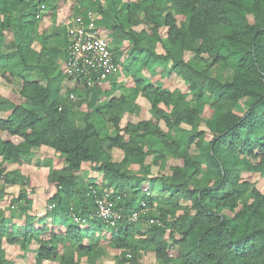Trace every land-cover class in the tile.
I'll return each mask as SVG.
<instances>
[{
    "label": "trees",
    "instance_id": "obj_1",
    "mask_svg": "<svg viewBox=\"0 0 264 264\" xmlns=\"http://www.w3.org/2000/svg\"><path fill=\"white\" fill-rule=\"evenodd\" d=\"M60 1L0 0V71L10 82L22 80L19 92L5 98L9 115L0 116V175L21 181L23 175L5 172L4 161L19 165L42 147L64 156L67 166L51 172L57 190L50 198V213L61 223L78 217L87 224L85 230L69 226L66 232L73 235L70 246L78 244L81 254L93 252V244L78 239L94 229L111 232L112 246L129 251L131 259L139 248L150 246L159 263L172 264L174 244L178 262L173 264H264V192L243 176H264V0H106L107 8L101 0H82L79 13L99 12L102 16L94 20L98 27L109 30L116 43L132 42L122 70L133 83L129 93L119 96H112L123 83L117 82L118 75L89 87L63 73L69 52L66 29L48 31L44 26V12L55 15ZM143 23L147 26L135 29ZM158 43L164 52L157 51ZM216 64L228 68L232 78L213 75ZM139 66L162 77L177 73L190 92L169 90ZM32 70L38 71L35 77L24 75ZM71 93L91 95L88 112L78 114ZM140 96L150 101L158 119L129 121L122 128L123 114L139 111ZM241 101L246 105L243 114L237 112ZM106 142L123 152L121 161L105 149ZM149 156L160 165L158 175H139L131 168L135 163L151 173ZM170 157L180 164L165 174ZM86 162L89 169H83ZM80 171L102 173V180L90 178L84 185ZM147 180L151 189L161 186L169 195L158 198L143 191ZM106 193L122 213L117 226L96 216V199ZM31 207L27 199L26 209ZM141 210L138 221L130 222L128 217ZM29 211L21 220L26 225L23 236L14 231L16 223L8 229L10 221L0 211V264H7L4 236L25 249L23 257L36 240L39 263L57 258L64 234H36L33 225L46 218L36 219ZM139 221L148 223L147 234L136 245ZM65 253L60 264H81L72 251L66 259Z\"/></svg>",
    "mask_w": 264,
    "mask_h": 264
},
{
    "label": "rangeland",
    "instance_id": "obj_2",
    "mask_svg": "<svg viewBox=\"0 0 264 264\" xmlns=\"http://www.w3.org/2000/svg\"><path fill=\"white\" fill-rule=\"evenodd\" d=\"M82 0H64L60 1V4L55 11V15L51 14L50 12H44L45 18L44 19V26L48 28V31H52L58 26L61 25V21L64 19V15L66 13L72 14L77 10V4H79ZM102 6L107 8L110 5V2L106 0H101ZM120 2H128L132 0H119ZM94 13V18H100L102 15L97 11H92ZM146 24H139L135 26V29L140 30L143 27H146ZM103 33L107 36L109 44L111 45L112 51L114 55H117L120 59L119 68L122 70L126 58L129 54V49L132 46V42L130 39H124L119 43H116L114 38L111 36L109 30L105 28H101ZM161 33L165 36L166 30L165 28L161 29ZM35 47L39 48L41 45L39 42L35 43ZM158 52H164L165 48L162 46L161 43L157 45ZM192 56V53H186V59ZM62 71L64 73L63 67L61 66ZM141 73L150 76L152 79L161 80L162 84H164L169 90L177 93V92H190L189 85L187 82L179 76L177 73H171L164 77L158 74L151 73L148 68L139 66L138 67ZM119 69V70H120ZM119 70L115 73L118 75L117 82L122 83L117 91L114 92L112 96H119L120 94L129 93V86L133 83L132 77H128L125 75L124 70ZM162 69L158 68L157 72H161ZM211 71L213 75L220 76L223 80H230L232 78V73L230 70L222 65H214L211 67ZM38 73L37 70H32L29 72H24L26 77H35ZM22 80L19 78L13 79L11 82L5 79L2 76V72L0 71V116L4 117L9 115L10 111L5 110L4 108L7 105V101L5 98L14 90V92H19L21 88ZM74 83V82H73ZM68 85V82L66 83ZM65 84V86H66ZM108 87V86H107ZM91 95H88L90 98ZM88 98L75 96L73 99L79 107L77 108V112L80 115L81 113L88 112L89 107L87 106ZM136 103L139 106V111L137 113L132 114L129 112H125L121 119V127L124 128L129 121L136 123L140 120L144 119H153L157 120L158 116L155 114L154 110L152 109L151 103L144 97H138ZM246 105L245 102L241 101L240 104L237 106V112L243 114L245 112ZM92 120H95V116L92 114L90 116ZM161 126L166 129L165 123L161 120ZM188 127V126H185ZM204 129H207L205 124L202 125ZM211 134L208 133L207 139H211ZM106 150H109L113 156L114 160L121 161L123 158V152L119 149H111L109 148L108 143L104 144ZM34 158H29L23 161L21 164H13L4 161L5 172H17L24 176V178L19 182H10L6 181L5 176L2 174L0 175V211H3V215L7 217L10 221L8 222V229L11 230V225L16 223V229H14L17 234L23 236L26 232V225L22 223V218L27 214L25 210H30L29 214H33L36 216V219H40L45 217L46 220L43 222H36L33 225L35 229V233L40 235L41 237L50 236L52 233H62L64 234L58 240V254L55 260H44L39 263L37 259V254L39 251L40 242L36 240L30 246L29 251L27 252L26 256L23 257L22 255L25 254V249L21 247L20 244H14L8 242L6 236L3 237L2 247L3 250L6 252L5 260L7 264H60L59 258L63 252L65 253V259L70 257L68 256L67 252L72 251L74 256V260L81 261V264H161L156 259L155 253L150 246L146 248H139L138 252L139 255L131 259L132 255H130L129 251H123L119 249H115L112 246V233L107 230H94L91 229L88 236H84L80 241L78 239V243L82 242L83 245H90L93 244V252L83 253L79 252V245H75L74 247L70 246L72 242L73 235L66 233L69 226L80 227L82 229H86L87 224L85 222H81L79 219L73 218V220H69L68 222L61 223V219H55L53 214L50 213L54 207H50V198L56 192V184L55 182H51V172L53 169H63L67 166V162L65 157L62 156L60 153L55 152L54 149L49 147H42L34 152ZM3 158L0 157V160ZM154 157L149 156L146 160V164H150L152 166V171L149 174L146 172V168H141L138 164H132L131 168L135 170L139 175L143 176H152L158 175L161 168L159 163L155 164ZM179 160L175 158H169L165 163L162 172L165 174H171L172 170L171 167H175L179 165ZM90 165L86 162L83 164V169H89ZM78 175L83 180L84 185H88L90 178H96L99 182L102 180V173L99 172H88L84 173L80 171ZM245 178L249 179L253 182L257 187L264 192V176H261L257 173H244L243 175ZM104 183H101L100 186L102 187ZM159 185V184H158ZM149 180L142 183V188L144 190H150L151 195L155 197H163L164 194L169 195V193H164L160 191V187H155L151 189ZM22 194L23 198L19 199V196ZM24 194L26 197H24ZM166 195V196H167ZM30 199L32 202V207L30 209H26V201ZM144 211L141 210L137 213H143ZM136 213V212H135ZM140 216V215H139ZM1 218V215H0ZM139 219V218H138ZM38 221V220H37ZM138 221V220H137ZM136 221V222H137ZM140 222V221H139ZM147 225L146 221H141L134 233L135 244L138 245V239L146 236L147 232ZM66 233V234H65ZM71 233V232H70ZM170 256L174 259L173 263L178 262L177 258V249L174 244L170 247ZM133 260V261H132ZM172 263V264H173Z\"/></svg>",
    "mask_w": 264,
    "mask_h": 264
},
{
    "label": "built area",
    "instance_id": "obj_3",
    "mask_svg": "<svg viewBox=\"0 0 264 264\" xmlns=\"http://www.w3.org/2000/svg\"><path fill=\"white\" fill-rule=\"evenodd\" d=\"M94 20L91 10L82 13L76 10L72 14L66 13L60 25L65 27L69 38L68 57L63 65L64 74L72 82L89 87L115 75L119 70L108 38ZM74 97L75 94L71 93L70 98ZM96 204V216L106 224L117 226L122 219V213L114 208L110 193L97 197ZM139 215L140 213L136 212L128 219L130 222H136Z\"/></svg>",
    "mask_w": 264,
    "mask_h": 264
},
{
    "label": "crops",
    "instance_id": "obj_4",
    "mask_svg": "<svg viewBox=\"0 0 264 264\" xmlns=\"http://www.w3.org/2000/svg\"><path fill=\"white\" fill-rule=\"evenodd\" d=\"M44 18H45V16H44ZM46 19V18H45ZM8 116V115H7ZM7 116H4V117H7ZM44 261V260H43Z\"/></svg>",
    "mask_w": 264,
    "mask_h": 264
}]
</instances>
